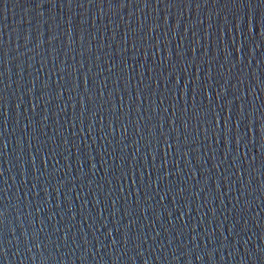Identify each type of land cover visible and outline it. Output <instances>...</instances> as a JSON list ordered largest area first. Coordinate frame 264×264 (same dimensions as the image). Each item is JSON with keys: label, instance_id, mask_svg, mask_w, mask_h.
I'll use <instances>...</instances> for the list:
<instances>
[{"label": "water", "instance_id": "1", "mask_svg": "<svg viewBox=\"0 0 264 264\" xmlns=\"http://www.w3.org/2000/svg\"><path fill=\"white\" fill-rule=\"evenodd\" d=\"M0 264H264V0H0Z\"/></svg>", "mask_w": 264, "mask_h": 264}]
</instances>
